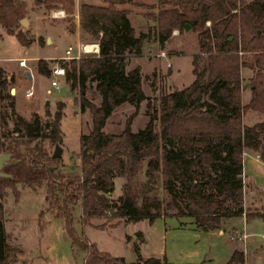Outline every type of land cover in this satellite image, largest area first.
<instances>
[{"label": "trees", "instance_id": "obj_1", "mask_svg": "<svg viewBox=\"0 0 264 264\" xmlns=\"http://www.w3.org/2000/svg\"><path fill=\"white\" fill-rule=\"evenodd\" d=\"M67 1V10L73 12L74 0ZM98 1H81L78 7V28L88 39L97 41L98 54L59 58L63 78L70 89L78 91L79 110L89 114V129L78 137L79 162L61 170L49 165L54 157L39 142L21 148L20 144L33 136L49 142L59 140L60 113L47 117L44 125L48 133L40 131L37 114L31 121L16 114L14 129L22 127L25 138L18 132L11 137L0 132V152L10 153L2 166L8 175H0V197L5 186L12 187L17 181L30 187L45 183L50 201L61 195L66 232L76 243L81 238L72 226L71 206L78 199L79 220L89 224V217L106 212L124 217V221L146 218L149 222L158 216L186 215L200 230H216L223 218L242 212L245 221H264L262 205L242 206L241 172L243 150L256 153L264 163V0H156L158 10L151 14L155 40L162 43L173 29L184 32L186 23L205 63L200 65L194 53L192 81L160 94L142 127L131 130L133 111L115 133L102 127L113 109L127 103L136 110L147 99L139 67L126 68L127 55L141 53L143 35L134 30L127 11L115 7L124 0ZM24 14L20 0H0V27L14 35L21 46L29 48L33 41L40 45L42 35L34 36L20 25ZM47 59H35V71L46 77L50 76L48 61L52 58ZM242 69L249 74L243 76ZM2 72L0 67V118L2 100H7L12 111L14 106ZM88 89L99 95L98 103L84 93ZM247 110L262 118L243 122ZM142 165L145 177L138 179L136 173ZM115 176L124 180L113 198L110 192ZM157 189L165 196H159ZM88 246L83 264H167L164 257L154 254L143 257L137 252L134 260L127 261L99 250L95 243ZM9 251L0 205V264H12L6 259ZM243 260L242 249L234 248L224 264H243Z\"/></svg>", "mask_w": 264, "mask_h": 264}, {"label": "rangeland", "instance_id": "obj_2", "mask_svg": "<svg viewBox=\"0 0 264 264\" xmlns=\"http://www.w3.org/2000/svg\"><path fill=\"white\" fill-rule=\"evenodd\" d=\"M99 4L98 0H74L73 12L67 10V0H20L26 19L23 28L29 29L34 36L42 35L44 41L37 46L35 41L29 48L21 46L14 35L8 34L0 27V67L4 77H13L12 82H7L5 90L15 87L12 94L14 99L13 111L2 100L0 118V132L6 137L16 135L17 132L25 138V130L18 126L14 129L16 114L21 115L26 121H31L34 114L38 115L40 131L49 132L45 127L47 117H54L60 113L58 119L60 139L49 142L48 138L33 136L21 148L39 142L48 153H52L55 146L60 148V154L49 160L51 167L66 170L76 166L79 162L78 137L89 129V114L87 110L80 111L78 107V91L70 89L63 76H55L58 86L50 84V76H44L35 71V56L26 60L27 66L18 65L16 57L8 56L33 53L53 52L63 54L67 44H71V53L76 52L80 43L94 42L88 39L78 28L80 11L79 2ZM56 6V7H53ZM116 8L127 11L126 15L134 30L139 31L142 37L141 53L127 55L126 68L132 65L139 67L141 88L147 99L142 100L136 110L132 104L123 103L116 106L103 124V130L118 132L123 128L124 121L133 112L129 126L131 130L142 127L146 122L148 111L157 106V98L164 91L180 88L192 81V58L196 53L200 65L205 63L204 53L197 52L195 34L188 29L182 33H173L162 43L155 40V20L151 14L158 9L156 0H124L115 4ZM58 12V13H56ZM208 23V22H207ZM205 22V24H207ZM73 28V32L69 30ZM83 34V35H82ZM46 36L52 40H45ZM162 54H159L161 53ZM84 52H80L83 54ZM88 54V53H86ZM49 60V59H47ZM46 60V61H47ZM57 57L48 61L49 66L60 64ZM24 67H27L24 69ZM33 71L31 79H27L24 70ZM243 76L248 71L242 69ZM19 77V79H17ZM31 86V96L24 95V90ZM92 92V94L90 93ZM91 96L94 103H98L99 95L92 89L84 92ZM242 121L248 122L242 115ZM27 149V148H26ZM258 164V163H257ZM143 167L136 173L138 179H144ZM257 167V166H256ZM251 168L256 174L264 178V169ZM246 169V171H245ZM243 168V195L242 206L253 208L255 205L264 208V181L262 189L249 183L252 177L247 167ZM124 180L121 176L113 178V189L110 196L116 198L120 193V185ZM159 196L164 197L165 192L156 190ZM58 200H49L46 184L42 183L30 187L17 181L12 187L5 186L0 197L3 212V227L6 241L10 247L7 262L12 264H28L30 259L38 252L30 264H83L84 257L90 242L95 243L99 250H106L111 256L121 255L127 261L134 260L135 253L141 256L157 255L164 257L167 264H224L234 248L243 251V264H264V225L257 228L262 232H251L250 223L244 217H234L232 226L224 227L222 233L212 234L200 230L192 222L191 216H158L151 222L146 218L124 221V217H112L110 212L100 216L89 217V223H81L80 200L72 204V226L80 235L81 241H71L67 235L63 218V211ZM260 221L256 218H251ZM246 229L250 234L246 238L245 246L237 240H232L229 235L235 229ZM253 231V229H252ZM85 245H84V243ZM50 248V250H49ZM230 251V252H229Z\"/></svg>", "mask_w": 264, "mask_h": 264}, {"label": "crops", "instance_id": "obj_3", "mask_svg": "<svg viewBox=\"0 0 264 264\" xmlns=\"http://www.w3.org/2000/svg\"><path fill=\"white\" fill-rule=\"evenodd\" d=\"M49 40H51V39L49 38ZM51 42H52V40H51ZM68 45H71V44H67V46ZM37 46H39V45H37ZM65 48H64V50H65ZM63 53H64V51H63ZM36 55L39 56V57H41V58H44V59H47V58H55V57H57L59 59L61 56H63V54L60 55V54H55L53 52H47V53L38 54V53H33V51H32L28 55L27 54L26 55L25 54H19V55L8 56L6 58L13 59L15 57L16 58H18V57H24L25 58V62H26V60H29L30 58L35 57ZM26 66H27V64H26ZM27 67H29V66H27ZM27 67H24V69H26ZM29 72H30V78L29 79H31V76L33 75L32 69ZM17 79H19V77ZM243 117L246 118L248 120V122H252V121H255V120H260L262 118V116L259 113H257L256 111H254V110H247V112H245L243 114ZM243 152L244 153L241 155L242 156L241 172L243 171V168L245 169L247 167L248 172H250V174L252 176L249 179V183H251L254 187H257L259 189H262L261 186L263 184L262 182L264 181V178L261 177V176L259 178V175L260 174L259 175H256V174H258L260 172L253 171V170H251V168L253 169V168H255L257 166L256 168L259 167L261 169H264V163L259 159V156L256 155V153H253L250 150H243ZM245 171H246V169H245ZM242 178H243V172H242ZM234 217H239L240 218V216H234ZM234 217H226V218H223L222 221H221V223H222L221 226L219 228H217L216 230H203V229L202 230L203 231H206L208 233H211V234L214 231H216V233L218 232L220 234V233L223 232L224 227H227L229 225L230 226L234 225L233 224ZM256 219H258V218H256ZM248 222L250 223L249 227L251 228V232H253V233L260 232L262 234V232L259 231L257 228L259 227V224L260 223H262V225H264V221H262V220L258 221V220H255V219H250V220H248ZM252 229H253V231H252ZM49 250H50V248H49ZM38 255H39L38 252H35V255H33V257L30 259V261H29L28 264H30L31 261L33 260V258L34 257L36 258Z\"/></svg>", "mask_w": 264, "mask_h": 264}, {"label": "built area", "instance_id": "obj_4", "mask_svg": "<svg viewBox=\"0 0 264 264\" xmlns=\"http://www.w3.org/2000/svg\"><path fill=\"white\" fill-rule=\"evenodd\" d=\"M56 13H58V12H56ZM205 22L207 23L208 21H205ZM172 32L176 33L177 31L174 29ZM88 44L93 45V47H90L89 50H84L85 44L80 43V45L77 46L75 53H71L72 47H71V45H68L64 50L63 56H61L60 59L63 60V59H68V58H78L81 55L80 52H84V53H88V54L96 56L98 54L99 44L97 43V41L90 42ZM159 54H162V52ZM16 60H17L19 65L26 66V62H25L24 57H18V58H16ZM63 73H64V68L62 65H60V64L52 65L51 71H50V84L57 87L58 86L57 79L54 77L55 76H62ZM31 93H32L31 86H29L27 89L24 90V95L27 97L31 96ZM243 153L244 152L242 151L241 155ZM242 216L244 217V212H242ZM248 235H249V233L246 231V229L243 226V228H241V229H235L234 232L229 235V238L232 240H237V241L241 242L243 244V247H244L245 242H246V238L248 237ZM262 237L264 238V233H263ZM243 251H245L244 248H243Z\"/></svg>", "mask_w": 264, "mask_h": 264}, {"label": "water", "instance_id": "obj_5", "mask_svg": "<svg viewBox=\"0 0 264 264\" xmlns=\"http://www.w3.org/2000/svg\"><path fill=\"white\" fill-rule=\"evenodd\" d=\"M20 23L25 26V23H26V19L24 17H22L20 20ZM184 25V31H186L188 29V25L186 23L183 24ZM45 40H49V37L46 36V39ZM24 75L27 79L30 78V72L29 70H24ZM14 91V88L13 87H10L9 88V93H13ZM60 154V148L58 145L55 146L54 150L52 151L51 155L52 156H58ZM9 157H10V153L8 152H0V175H3V176H7L8 173L2 171V166L4 163H7V161H9Z\"/></svg>", "mask_w": 264, "mask_h": 264}, {"label": "bare ground", "instance_id": "obj_6", "mask_svg": "<svg viewBox=\"0 0 264 264\" xmlns=\"http://www.w3.org/2000/svg\"><path fill=\"white\" fill-rule=\"evenodd\" d=\"M85 49L84 50H89L90 47H93V45H90V44H85L84 45Z\"/></svg>", "mask_w": 264, "mask_h": 264}, {"label": "flooded vegetation", "instance_id": "obj_7", "mask_svg": "<svg viewBox=\"0 0 264 264\" xmlns=\"http://www.w3.org/2000/svg\"><path fill=\"white\" fill-rule=\"evenodd\" d=\"M5 79H7L8 82H12L14 80L13 77H10V76L5 77ZM11 79H13V80L11 81ZM7 90H9V89H7Z\"/></svg>", "mask_w": 264, "mask_h": 264}]
</instances>
